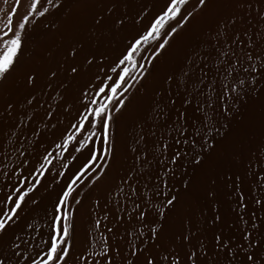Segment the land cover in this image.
I'll return each instance as SVG.
<instances>
[{
    "label": "snow or ice",
    "instance_id": "6c2138e0",
    "mask_svg": "<svg viewBox=\"0 0 264 264\" xmlns=\"http://www.w3.org/2000/svg\"><path fill=\"white\" fill-rule=\"evenodd\" d=\"M22 6L0 19V264H264V0ZM38 26L61 33L39 51Z\"/></svg>",
    "mask_w": 264,
    "mask_h": 264
},
{
    "label": "bare ground",
    "instance_id": "6f19581e",
    "mask_svg": "<svg viewBox=\"0 0 264 264\" xmlns=\"http://www.w3.org/2000/svg\"><path fill=\"white\" fill-rule=\"evenodd\" d=\"M147 0H136V6L137 9L139 8V5L141 3H146ZM14 3V0H0V19H3L4 17H6L7 12L10 11L12 5ZM22 4L23 6L20 7L19 9V14H23L25 11V8L28 6V0H22ZM19 20V15H17L16 17H14V21L18 22ZM80 17L79 14L75 12V10H73L72 12L68 13V19L65 21L63 20L62 24H61V32L63 31L64 27L66 25H71L73 23L79 22ZM61 33H56V34H51L50 36L47 37V39H45L43 42H41L39 45H37L36 49L37 51L40 50V48L46 46L47 44L51 43V41L53 39H59ZM119 42L112 44L109 46V55L110 56H114L116 54V52L119 49ZM31 52V51H30ZM29 52V53H30ZM32 55L30 54L29 58L26 59L24 61L25 64H31L32 63ZM22 76L19 78V83L22 84ZM76 93L75 91H73L70 94V99H74ZM133 116H131L130 114H126L124 117L121 118V120L118 122V125L116 126V138H117V166L119 164H123L124 160H123V144H124V139L125 137H128L129 139L131 138L132 135V130H133V125H132V120H133ZM64 123L67 124L68 123V117H64ZM63 127V126H61ZM59 135L58 131L49 133L46 137V146L51 144L52 140H54L56 138V136ZM259 137V133H256V138L258 139ZM50 150L52 152H56L57 150L53 147L50 148ZM63 151V150H60ZM10 153L11 152V148L9 147H4L2 150H0V160H2L5 163H8L9 167H14L15 166V162H16V157L12 156L11 160L8 159L7 156L4 155V153ZM65 156L67 155V153L65 152L64 154ZM69 159H71L69 157ZM67 162L64 159V156H61L59 160H57L55 158V156L53 157V164L55 165V169L52 173H50L49 175H55V170H63L66 171V169L62 168V164ZM68 171V170H67ZM66 171V172H67ZM7 172V169H4L2 166H0V182L4 181V173ZM24 177L22 176L21 179H23ZM59 178V177H58ZM34 179L33 177H29V180ZM62 180V178H59ZM59 191V186H55V190L51 191L52 193H54V198L56 196V192ZM51 193V195H52ZM96 193H93V195H95ZM40 195L41 196H45V202L44 204L47 205L48 209L49 208V200L47 199V193L44 192L43 189H41L40 191ZM50 199V198H49ZM224 199H227V197H224ZM232 204V203H230ZM88 205V200L85 199L84 200V205L80 207V211L78 213H76L77 215V226H76V231H77V237L79 240L83 239V234H84V230L88 227V216L86 213V207ZM234 206V204H233ZM44 210L45 207L44 205L41 206V208L36 209V211L33 213L34 217H37L36 220H34V223H39L41 224L42 221L46 220V217L44 216ZM226 210H228V208L226 207ZM231 218V217H229ZM46 229V228H45Z\"/></svg>",
    "mask_w": 264,
    "mask_h": 264
},
{
    "label": "rangeland",
    "instance_id": "374dc122",
    "mask_svg": "<svg viewBox=\"0 0 264 264\" xmlns=\"http://www.w3.org/2000/svg\"><path fill=\"white\" fill-rule=\"evenodd\" d=\"M67 15H68V13H67ZM62 22H63V20L61 21V24H62ZM45 35L48 37V36H50L51 35V33H48V34H45L44 33V30H43V28H42V26H38L37 27V29H36V32H35V38H34V41H33V44L35 45V47H37V45H39L41 42H43L44 40H45ZM32 47H33V45L32 44H30V46H29V51L28 52H26L25 53V56H24V58H23V60L25 61L26 59H28L29 58V56H30V54H31V50H32ZM30 52V53H29ZM67 171V170H66ZM65 171V172H66ZM52 193V192H51ZM51 193L50 194H48L47 195V199L49 200V202H50V204H49V208L51 207V203H52V200H54L55 198H54V193H52V195H51ZM50 198V199H49ZM230 203H232V202H229V204ZM230 205H232L233 206V204H230ZM227 207V206H226ZM228 210H230V209H228ZM44 220L42 221V223H41V225H43L44 224ZM45 230H47V229H45Z\"/></svg>",
    "mask_w": 264,
    "mask_h": 264
}]
</instances>
